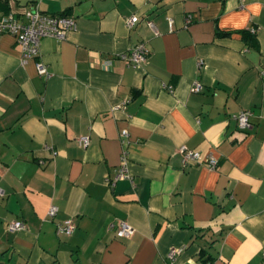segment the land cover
Instances as JSON below:
<instances>
[{"label": "crops", "instance_id": "1", "mask_svg": "<svg viewBox=\"0 0 264 264\" xmlns=\"http://www.w3.org/2000/svg\"><path fill=\"white\" fill-rule=\"evenodd\" d=\"M30 3L76 28L41 39L47 77L0 34V264H264V0H0V18ZM140 42L144 63L119 57Z\"/></svg>", "mask_w": 264, "mask_h": 264}, {"label": "built area", "instance_id": "2", "mask_svg": "<svg viewBox=\"0 0 264 264\" xmlns=\"http://www.w3.org/2000/svg\"><path fill=\"white\" fill-rule=\"evenodd\" d=\"M190 17L186 18L189 21ZM139 21L137 15H133L127 20V26L133 27ZM171 19H169V25H171ZM148 25L152 26L151 22ZM76 28V20L74 17L62 14V13H46L40 10L37 3H30L27 10L23 13H10L0 18V34L8 33L11 34L17 44L20 47L21 63H25L30 59H38L35 63L37 73L41 76L47 77L49 72L46 64L40 59V41L44 37L54 38L56 40L65 39L67 33ZM251 32H255V28H251ZM149 54V48L144 42H140L135 46L131 47L127 52L121 53L120 58L128 61L131 65H139L147 60ZM201 62L198 63V66ZM202 89V84L195 82L192 91L199 92ZM250 112L248 110L239 111L234 118L236 119L238 128L240 130H246L250 127L249 122ZM127 135L126 131L123 130L120 136L123 138ZM78 144L81 147L88 145V137L80 136L77 138ZM180 152L183 155L184 161H204L210 168H215L217 165V159L211 154L201 156L199 151L188 150L185 146L180 147ZM54 154V153H53ZM121 164L116 176L108 180L107 183L110 185L114 184V181L120 178L128 177L126 169L127 155L125 152L122 153ZM0 196H3V190L0 188ZM57 207L51 205L48 208L47 214L49 217H53L57 213ZM115 230V235L119 238H129L133 232V228L126 221H118L110 225ZM10 230H20L24 228L22 221H13L8 225ZM74 230V225L70 220H67L61 224L56 225V232L58 234L70 235ZM175 253V250L170 251V256ZM202 264H212L209 262Z\"/></svg>", "mask_w": 264, "mask_h": 264}, {"label": "trees", "instance_id": "3", "mask_svg": "<svg viewBox=\"0 0 264 264\" xmlns=\"http://www.w3.org/2000/svg\"><path fill=\"white\" fill-rule=\"evenodd\" d=\"M62 14H66V13H62ZM223 33L224 32H219L218 31V34H223ZM252 33H254V32H252ZM252 33L249 32V31H242V35H244V36H248V34H249V36H251ZM206 262L212 263L213 262V258L210 257V256H206L204 259L200 260L199 264L206 263Z\"/></svg>", "mask_w": 264, "mask_h": 264}]
</instances>
